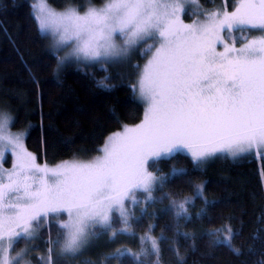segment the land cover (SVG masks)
<instances>
[{"label":"snow or ice","instance_id":"obj_1","mask_svg":"<svg viewBox=\"0 0 264 264\" xmlns=\"http://www.w3.org/2000/svg\"><path fill=\"white\" fill-rule=\"evenodd\" d=\"M196 2L108 0L83 15L74 8L56 12L47 0L32 6L40 32L58 35L61 45L74 41L73 54L78 58L110 63L101 58L119 56L128 46L149 39L154 44L148 50H155L134 86L148 105L144 119L109 136L100 150L103 155L90 162H65L55 168L37 165L21 134L8 131L12 118L0 115V155L16 156L11 171L0 170V264H20L29 249L14 256L10 252L21 239L29 243L35 239L36 228L50 214L53 220L61 213L67 218L58 223L62 230L58 238L47 242L52 247L46 264H54L57 246L61 253L75 256L89 236L98 238L111 231L114 241L129 232L125 201L138 206L137 191L151 200L157 180L162 187L171 177L185 174L184 169L173 168L169 176L157 177L146 167L149 160L168 158L181 149H187L195 161L217 153L237 156L264 150V36L245 39L237 48L221 35L227 32L230 37L233 30L246 29L264 32V0H239L231 13L213 12L204 23L183 24L182 5ZM116 34L124 38L123 47L115 42ZM217 43L223 45L222 52L216 50ZM98 83L107 87L104 81ZM196 195L201 196L202 189L197 188ZM192 203H180L176 215L187 218L185 205ZM117 223L124 227H115ZM222 231L229 235L217 243L231 247L236 233L230 228ZM140 239L150 242L152 252L159 254L156 239ZM128 257L139 261L127 249L111 253L121 264Z\"/></svg>","mask_w":264,"mask_h":264},{"label":"trees","instance_id":"obj_2","mask_svg":"<svg viewBox=\"0 0 264 264\" xmlns=\"http://www.w3.org/2000/svg\"><path fill=\"white\" fill-rule=\"evenodd\" d=\"M103 1L47 0L57 9ZM197 1L203 9L229 13L239 3ZM32 12V0H0V111L11 115L13 130H25V147L38 162L89 158L100 151L108 136L141 120L144 105L134 86L144 53L137 47L128 60L70 63L57 68V56ZM198 14L196 9L191 17L184 13V18ZM241 32L247 36L254 33ZM236 33L238 30H233L230 36ZM236 39L235 44L244 41ZM99 81L107 87H101ZM147 168L158 177L169 176L173 168L184 169L185 174L171 177L162 187L158 180L151 200L147 193H135L138 206L126 205L129 232L114 241L110 231L101 234L75 256H52L54 264H121L111 253L122 249L137 254L143 264H264V152L218 153L195 161L179 151L168 158L149 160ZM197 188L202 189L201 196L196 195ZM186 200L194 201L185 205L187 218L178 217V205ZM165 209L169 211H162ZM45 228H40L39 237L50 248L47 242L55 239L46 238ZM52 228L62 232L57 219L52 218ZM224 228L236 233L231 247L217 243L229 235ZM146 236L157 240L158 255L152 252L150 242L140 239ZM28 257L33 264H44L37 252H29ZM139 261L128 257L123 264Z\"/></svg>","mask_w":264,"mask_h":264},{"label":"rangeland","instance_id":"obj_3","mask_svg":"<svg viewBox=\"0 0 264 264\" xmlns=\"http://www.w3.org/2000/svg\"><path fill=\"white\" fill-rule=\"evenodd\" d=\"M37 2H38V0H32V6L34 4H36ZM107 2H108V0H104L100 4H87V5H85L82 8H77L74 5H68L67 7H65L63 9L53 8L48 2H47V4H48V6L51 9H53L56 12H63V11H66L67 9H69V8H74V9H76V11L79 14L83 15L85 12L88 11L89 8H92V7L101 8ZM197 2L196 3H184L182 5L183 11L179 14V16H180V20L182 21L183 24L191 25V24H193L194 22H197V21L200 22V23H204V22H206L207 14L213 13V12H223V11H221L219 9H212V10L203 9L202 7H200L199 5H197L198 4ZM196 9H197V11H199V14H198V16L196 18H184V13L186 14L187 17H191L192 16V13L194 11H196ZM253 31H254V33H252L249 36H247V33L246 32H241L239 30H238V33H236L235 35L230 36V37H229V34L227 32H222L221 35L224 37L225 43H229L230 45H231V43L233 41H235L236 38H237L236 39V41H237L238 39H243V40H245V39H256V38H259L261 36H264V32H262L260 30L253 29ZM43 35L48 39L51 49L53 50V52L57 56V68H59V67H61L63 65H66V64H70V63L77 64V65H84V63H89V62H91V63H99V62H96V61L85 60L83 57H79V58L76 57L73 54V48L75 47V42L74 41H68L66 44H62L61 45V44H58L57 43V41L59 40V36L58 35H54L51 32H45V33H43ZM115 42L117 43V45H120L122 47L124 46V38L121 37L119 34H116ZM243 42L241 44H235V46L237 48H240V47L243 46ZM152 44H154V41L151 40V39L147 40L146 43L145 42H138L135 45L128 46L127 47V51L121 53V55H119V56H114V57H109V58H101V59H106V60L111 61V62H119V61H122V60L123 61L124 60H128V59H130V58L133 57L131 55L134 53L135 49H138L137 47H140L138 49V51L140 53H144V55H143V61L138 66V78H137V81H136V84H135V86H136L137 85V82H138V80H139V78H140V76H141V74H142V72L144 70L145 65L152 58V55L154 53V50H155L154 48L151 51L148 50L149 49V45H152ZM156 46H158V43L156 44ZM216 50L218 52H222L223 51V45L217 43L216 44ZM129 56H131V57H129ZM126 57H128V58H126ZM135 92H136V95L139 98V100L144 105V112H143V116H142V118H141V120L139 122H137V123H135L133 125H129V126H135V125H138V124H140L142 122V120L144 119L145 111H146L147 106H148L147 105V102L140 97V93H139L138 89H136ZM0 115L11 117V115L8 112H6V111H0ZM8 131H10L13 134H21V136H22V143H23V146H24L25 150L28 153H30L32 156L35 157V163L37 165L41 166V167L47 166L48 168H55L58 165H61V164L65 163V162H73V161L90 162V161L94 160L96 157L103 155L102 151H99L97 154H95V155H93V156H91L89 158H86V159L71 158V159H66V160L59 161V162H57L55 164H44V163H40V162L37 161L35 154L32 153V152H30L29 150H27V148L25 147V144H24V134H25V130H23V129L13 130L11 128V123H10L8 125ZM108 137L106 138L105 142L101 146L100 150L104 147L105 143L108 140ZM179 151L180 152H183V153H186V154H188V155L191 156V153L187 149H181V150H178V151H175V152H179ZM175 152H173V153H175ZM260 152H264V150H261V149H253L251 151V153H260ZM173 153L169 154V156L172 155ZM246 153H249V152H246ZM246 153H241L239 155H243V154H246ZM15 164H16V156H15L14 153L8 152V153H4L3 155H0V170H2L3 173H7V172L11 171L13 169V167H14ZM146 167H147V165H146ZM5 182H6V178H5ZM156 183L154 184L153 188L155 187ZM127 203H129V205L131 204L130 202L125 201V205H127ZM60 215L57 218V226H58V223L60 221L65 220L67 218L66 214H64V213H61ZM114 215H118V214H114ZM43 225H46V228H45L46 233H45V235H46V238L47 239H50V238L57 239L58 238L59 231H57L56 228H52V215L50 214L46 219H44V222L42 224H40L38 228H36V233H35L36 238L33 239L30 243L27 240L21 239L15 245L14 249L10 252V255H13L14 256V255H16V253H19V252H21L24 249H29L28 253L31 252V251H33L34 253L37 252L39 259L44 264H46L47 255H48V248L49 247H47L45 245V243L43 242V239H40L41 237H39L41 235L39 233V230H40V228ZM115 227L122 228V227H124V225L122 223H117L115 225ZM97 229H99V228L97 227ZM60 239H61V243H62V237ZM95 239H97V237L89 236L88 241L84 245V247L81 249V252L85 251L86 248H88L89 246H91L92 243H93V240H95ZM34 245H36V246H34ZM28 253L20 261V264H33L31 262V260L29 259V257H28ZM77 254H79V253H77ZM77 254H75V255H77ZM58 255L59 256H70L72 254L61 253L60 247L57 246L55 248L54 252H53V256H55V258H57ZM41 258H44V259H41ZM52 259L54 260L53 257H52Z\"/></svg>","mask_w":264,"mask_h":264}]
</instances>
